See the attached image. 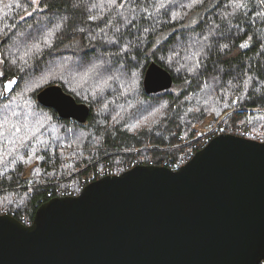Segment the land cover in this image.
Instances as JSON below:
<instances>
[{
	"label": "trees",
	"instance_id": "obj_1",
	"mask_svg": "<svg viewBox=\"0 0 264 264\" xmlns=\"http://www.w3.org/2000/svg\"><path fill=\"white\" fill-rule=\"evenodd\" d=\"M0 58L18 82L0 98V215L19 221L92 176L181 167L213 136L195 130L211 115L222 133L264 137V0H0ZM151 63L171 90L146 93ZM52 85L90 107L87 122L39 104Z\"/></svg>",
	"mask_w": 264,
	"mask_h": 264
},
{
	"label": "water",
	"instance_id": "obj_2",
	"mask_svg": "<svg viewBox=\"0 0 264 264\" xmlns=\"http://www.w3.org/2000/svg\"><path fill=\"white\" fill-rule=\"evenodd\" d=\"M174 86L151 63L148 95ZM62 119L90 107L59 85L37 95ZM264 260V142L220 134L174 170L137 165L42 204L30 225L0 216V264H260Z\"/></svg>",
	"mask_w": 264,
	"mask_h": 264
},
{
	"label": "snow or ice",
	"instance_id": "obj_3",
	"mask_svg": "<svg viewBox=\"0 0 264 264\" xmlns=\"http://www.w3.org/2000/svg\"><path fill=\"white\" fill-rule=\"evenodd\" d=\"M34 2H35V0H34ZM58 29H59V25H57V29H54L53 32H49L48 33V39H45V41H44L45 44H50L51 36L53 35L54 31H56ZM33 47L35 49H39L40 45L36 44ZM27 55H29L28 52H26L24 56L19 57V59L20 60H24V62L27 63V60H25V56H27ZM2 62H3V60L0 59V63H2ZM12 63L15 64L16 60H13ZM65 67L66 66L61 65L57 69H53L52 71H50L47 74L43 75L40 80L36 81L35 83L30 84L25 89V91L26 92H31V91H34L35 89L40 88L43 84L48 82L49 77L58 75L60 72H62L64 70ZM97 67H99V65L94 66L93 68L89 69L85 73V75H88L91 72H94ZM0 77H4L7 80V82H4L3 79H0V85H2V87H0V98H4V97L10 98V96H11V94H13L15 86L17 85L18 82L16 80H14V79H10V78L5 77V73L2 70H0ZM5 107L7 108V106H5Z\"/></svg>",
	"mask_w": 264,
	"mask_h": 264
},
{
	"label": "built area",
	"instance_id": "obj_4",
	"mask_svg": "<svg viewBox=\"0 0 264 264\" xmlns=\"http://www.w3.org/2000/svg\"><path fill=\"white\" fill-rule=\"evenodd\" d=\"M206 127H209L210 129L206 132V133H204V134H210L211 133V130L214 128V131H220L221 130V132H222V130H223V128H220V125H219V123L217 124V125H214L213 127H212V123L209 125V122L208 123H204L202 126H200L199 128L200 129H202V128H206ZM213 131V132H214ZM248 134H244L243 133V136H244V138H247L246 136H247ZM206 136V135H205ZM242 137V136H241ZM209 138H207L206 139V142H205V144H204V147L210 142V140H208ZM248 139H250V138H248ZM252 140H255V139H252ZM256 141H259V142H264V137L262 138V139H260V140H256ZM195 154V153H194ZM193 154V155H194ZM180 167H177V166H175L174 168H171V169H174V170H177V169H179ZM110 175V174H109ZM28 176V175H27ZM105 176H107V175H104V173L102 174V177H105ZM101 177V178H102ZM95 180H97V178H95V176H92L91 178H90V180L88 181V182H86V181H84L83 182V184L86 186V185H88V184H90V183H92V182H94ZM84 186V187H85ZM58 196H56V197H69V196H72V195H68V194H65V193H61V192H58ZM53 198H55V197H52L51 199H53ZM26 225H30L32 222L31 221H29V220H27V221H25L24 222ZM260 264H264V260H262L261 262H260Z\"/></svg>",
	"mask_w": 264,
	"mask_h": 264
},
{
	"label": "rangeland",
	"instance_id": "obj_5",
	"mask_svg": "<svg viewBox=\"0 0 264 264\" xmlns=\"http://www.w3.org/2000/svg\"><path fill=\"white\" fill-rule=\"evenodd\" d=\"M33 2H34V0H33ZM38 2H39V0H35V2H34V4H35V6H36V8L38 7ZM1 59V58H0ZM2 66H3V64L2 63H0V70H2ZM209 122V125L212 123V127L214 126V125H217L218 123H215L216 122V118H215V116L214 115H211V116H209L201 125H198L196 128H195V130L196 131H198L199 133H200V135L201 136H205V135H207V134H204V133H206L210 128L209 127H206L205 129L204 128H202V129H200L199 127L200 126H202L204 123H208ZM214 128L211 130V133L210 134H213V136L211 137V138H209L208 140H210L211 141V139L213 138V137H215V136H218V135H220V134H224V133H222L221 132V130L220 131H214ZM257 134L256 133H254V134H248L246 137L247 138H250L251 140L252 139H255V140H260V137H257L256 136ZM204 142H206V141H204ZM205 144V143H204ZM204 148V147H203ZM183 166V165H182ZM28 176H29V173L27 174ZM1 216V215H0ZM23 222H25V221H23Z\"/></svg>",
	"mask_w": 264,
	"mask_h": 264
}]
</instances>
